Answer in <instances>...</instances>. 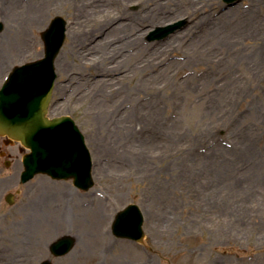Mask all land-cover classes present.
I'll use <instances>...</instances> for the list:
<instances>
[{"label":"rangeland","instance_id":"1","mask_svg":"<svg viewBox=\"0 0 264 264\" xmlns=\"http://www.w3.org/2000/svg\"><path fill=\"white\" fill-rule=\"evenodd\" d=\"M56 16L67 31L48 116L75 120L95 185H20L22 153L5 145L0 264H264V0H0V87L42 56ZM178 20L183 30L148 40ZM131 203L142 245L111 234ZM56 214L67 230L48 234ZM63 235L75 245L53 258Z\"/></svg>","mask_w":264,"mask_h":264},{"label":"water","instance_id":"2","mask_svg":"<svg viewBox=\"0 0 264 264\" xmlns=\"http://www.w3.org/2000/svg\"><path fill=\"white\" fill-rule=\"evenodd\" d=\"M51 29L50 35L46 37L45 59L17 69L0 93V132L9 134L33 149L34 154L27 159L30 176L27 175L26 179L39 171L46 172L52 177L72 175L78 185L87 189L91 183L85 157L78 146L69 149L73 142H77L76 135L68 130L63 132L59 129L58 126L64 124L65 119L55 120L52 123L44 119L49 100L46 91L50 89L54 78L51 61L63 37L62 24L61 27L52 26ZM11 111L16 113V117L19 115L17 119L6 117V112ZM68 135L71 136L72 143L68 142ZM50 136L53 142L47 146L44 142ZM140 225L139 211L135 206H129L126 211L117 215L113 231L117 236L141 241ZM65 240H60L56 245L54 244L55 246H51V251L65 252L69 244H73L72 239L65 238ZM54 253L57 254L55 251Z\"/></svg>","mask_w":264,"mask_h":264},{"label":"bare ground","instance_id":"3","mask_svg":"<svg viewBox=\"0 0 264 264\" xmlns=\"http://www.w3.org/2000/svg\"><path fill=\"white\" fill-rule=\"evenodd\" d=\"M183 11H188L190 14L194 15V12L191 9L190 10L189 9H186V10H183ZM136 37H138V36H136ZM169 44H167L168 45V49L165 50L164 52L169 51ZM118 64L119 63H116V65H118ZM113 74H115V72H113ZM105 76H111V75H107L106 74ZM106 82H107V80H103L100 83H106ZM63 217H64V215H58V214H56V216L53 219V222L51 224H49V226H48V234H55L56 235L60 231L67 230V227H66V223L67 222H66L65 218H63ZM99 237H100V241H102L103 239H106L105 238L106 237V233L104 231H102L101 232V236H99Z\"/></svg>","mask_w":264,"mask_h":264}]
</instances>
